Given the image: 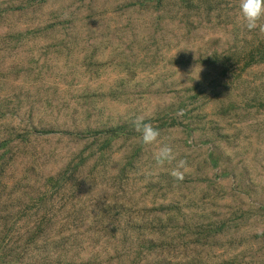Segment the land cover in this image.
Returning <instances> with one entry per match:
<instances>
[{
  "label": "rangeland",
  "instance_id": "374dc122",
  "mask_svg": "<svg viewBox=\"0 0 264 264\" xmlns=\"http://www.w3.org/2000/svg\"><path fill=\"white\" fill-rule=\"evenodd\" d=\"M238 3L0 0V237L45 218L63 264H264V33Z\"/></svg>",
  "mask_w": 264,
  "mask_h": 264
},
{
  "label": "trees",
  "instance_id": "16d2710c",
  "mask_svg": "<svg viewBox=\"0 0 264 264\" xmlns=\"http://www.w3.org/2000/svg\"><path fill=\"white\" fill-rule=\"evenodd\" d=\"M254 55L252 51L248 54L242 56L238 61H245L246 64L254 62ZM66 179L64 180V175L54 179L51 178L48 181V184L52 188L60 189V187H65ZM47 196V195H46ZM47 215V213H44ZM27 223L21 230H17L16 236L12 234L15 230V225L8 227L6 230L10 235H4L0 237V264H63L66 259L65 255L57 253V243H51L54 245L53 251L49 250V241L46 237L40 236V233H43L47 230L49 222L45 221V218L33 223ZM52 249V248H51ZM142 252L137 253L136 257L129 259V264H140ZM123 264V262H119ZM69 264V263H68Z\"/></svg>",
  "mask_w": 264,
  "mask_h": 264
},
{
  "label": "clouds",
  "instance_id": "9594fccd",
  "mask_svg": "<svg viewBox=\"0 0 264 264\" xmlns=\"http://www.w3.org/2000/svg\"><path fill=\"white\" fill-rule=\"evenodd\" d=\"M237 21L248 31L258 29L264 33V0H239ZM136 132L140 134L141 141L145 145H153L158 142L160 133L150 123H144L142 118L133 121ZM158 165H163L166 161L173 159V151L169 145H163L155 154ZM184 162H181L183 166ZM178 179L182 175L174 173Z\"/></svg>",
  "mask_w": 264,
  "mask_h": 264
}]
</instances>
